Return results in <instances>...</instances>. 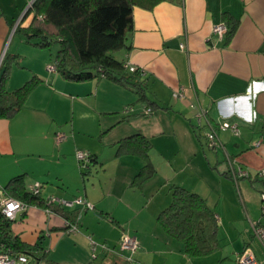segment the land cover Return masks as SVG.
I'll use <instances>...</instances> for the list:
<instances>
[{
  "label": "crops",
  "instance_id": "obj_1",
  "mask_svg": "<svg viewBox=\"0 0 264 264\" xmlns=\"http://www.w3.org/2000/svg\"><path fill=\"white\" fill-rule=\"evenodd\" d=\"M28 2L0 0V62L6 52L21 57L11 69L7 90L33 75L42 80L18 112L0 118V203L10 197L5 191L9 180L24 175L25 188L39 183L42 198L82 196L94 206L85 211L62 207L76 213L74 232L65 229L61 214L43 207L27 205L17 211L10 224L13 234L27 245L41 246L33 262L130 264L120 249L124 234L137 240L136 264H237L236 254L247 246L261 257L250 221L264 225V176L258 174L264 169V0H179L163 1L151 10L135 7L130 48L121 58L141 74L127 71V84L100 76L72 81L49 72L50 52L14 32L32 20L30 9L25 11ZM222 23L234 24L229 39L212 31ZM137 81L156 102L150 115L141 113L151 105L135 91ZM179 88L184 96L176 99L172 94ZM133 94L143 105L130 108L134 115H123ZM196 106L205 110L222 146L207 145L210 129L204 120L197 127ZM222 122L236 124L237 133L218 129ZM59 132L66 138L57 142ZM137 132L150 140L155 167L140 187L131 183L144 160L136 153H117L119 140ZM160 138L166 146L154 154ZM77 149L93 156L89 169L106 174L109 164L114 165L122 183L124 169L128 186H87ZM227 157L249 177L235 182ZM162 163L167 175L161 174L163 183L156 184ZM172 184L198 193L217 216L218 246L210 254L187 255L183 244L158 223ZM89 238L106 248L97 246L92 254Z\"/></svg>",
  "mask_w": 264,
  "mask_h": 264
},
{
  "label": "trees",
  "instance_id": "obj_2",
  "mask_svg": "<svg viewBox=\"0 0 264 264\" xmlns=\"http://www.w3.org/2000/svg\"><path fill=\"white\" fill-rule=\"evenodd\" d=\"M163 1L179 0H34L29 10L33 15L31 22L25 27L18 25L14 32L23 34L27 43L47 49L51 56L50 64L65 79L84 81L100 76L127 84V63L117 58L116 53L130 48L129 37L134 29L133 9L151 10ZM224 24L226 31L223 36L229 39L234 32V24ZM20 59V55L6 52L0 62V118L11 117L18 112L31 91L42 81L33 75L19 87L7 90L5 84L11 69L20 65ZM132 73L141 74L138 68ZM133 85L139 97L151 105L147 107L153 112L152 106L156 102L146 97L140 81ZM151 147L150 140L138 132L122 138L117 144V153H136L144 160L133 177L132 186H142L155 173L149 158ZM93 161L91 156V163ZM23 182L24 175L10 179L5 185L7 195L26 205L49 208L61 214L66 221L65 229L77 221L75 212L68 214L56 204L48 203L40 191L32 193ZM157 221L169 236L183 244L184 252L189 256L208 255L218 246L217 216L202 196L187 188L171 186L170 202L158 213ZM10 224L11 220L0 210V252H21L38 258L36 253L41 248L40 244H25L13 234Z\"/></svg>",
  "mask_w": 264,
  "mask_h": 264
},
{
  "label": "built area",
  "instance_id": "obj_3",
  "mask_svg": "<svg viewBox=\"0 0 264 264\" xmlns=\"http://www.w3.org/2000/svg\"><path fill=\"white\" fill-rule=\"evenodd\" d=\"M34 0H29L27 3V6L25 8V11L31 8L32 3ZM213 33L216 34L219 38H222L225 31H226V26L224 23L216 25L212 29ZM183 45H181L182 47ZM130 72H134L136 67L132 65L126 64ZM47 70L49 72H55V67L52 64L47 65ZM173 97L174 98H183L184 96V89L179 88L173 92ZM196 114H195V120H196V125L197 127H200L202 124V121L206 122V124L209 127V131L205 133V138H206V143L209 147H219L222 146L217 133H216V128H214L207 116L206 112L204 109H202L200 106H196ZM152 112V109L150 107H145L142 111V114L144 115H150ZM218 129H230L231 131L237 133V126L236 124H229L227 122H222L217 126ZM56 141L60 142L66 138L65 133L59 132L55 136ZM75 156L81 166H85L86 168L89 166L91 163V155L89 152L81 149H77L75 151ZM228 163H229V171H230V176L233 178V180L236 182L238 178L240 177H249V172L246 170H243L241 167H233L232 165V159L227 157ZM260 176H264V169H262L259 173ZM32 193H38L41 189V185L39 183H34L33 185L29 186L28 188ZM261 197V208L262 211H264V190L261 191L260 193ZM46 201L48 203L56 204L59 207H74V206H79L82 211L92 209L93 205L88 202L84 197L82 196H77L73 199H63V198H58L55 196H49L46 198ZM27 205L24 204L22 201L12 198V197H7L5 198L1 203H0V210L1 213L4 215L9 220H13L15 217V214L17 211L22 210L26 207ZM45 211L47 213H51L52 211L49 208H45ZM80 216H78V219ZM67 224V223H66ZM251 228H252V236L256 240V242L259 244L261 250H262V256L257 257L253 251V249L249 246L245 247L241 252L236 254V262L237 264H264V225L260 224L259 222L256 221H250ZM78 229V224L77 221L74 223L68 224L67 231L69 232H74ZM89 244L90 248L92 250V254H94L95 249L97 246H100L101 248H106L105 244H99L89 238ZM138 243L135 237L130 236L128 234H124L121 238L120 242V249L124 250L127 252L126 259L129 261L130 264H136L135 259L133 258V254L135 253L137 249ZM0 264H35L33 262V259L31 256L25 254V253H16L12 254L10 252H0Z\"/></svg>",
  "mask_w": 264,
  "mask_h": 264
},
{
  "label": "rangeland",
  "instance_id": "obj_4",
  "mask_svg": "<svg viewBox=\"0 0 264 264\" xmlns=\"http://www.w3.org/2000/svg\"><path fill=\"white\" fill-rule=\"evenodd\" d=\"M121 54L122 53H116V57L117 58H121ZM133 96H134V101H133V103L132 104H129V105H127L126 107H123V115H124V113H129V115L128 116H132V115H134L135 113L133 112V110L130 112V108H134V106H138V107H141L143 104L139 101V100H137V95H134L133 94ZM90 98V97H89ZM100 98V97H99ZM92 100V99H91ZM97 100H98V98H97ZM97 100H96V102H97ZM137 107V108H138ZM124 109H126V110H124ZM128 109V110H127ZM133 112V113H132ZM141 113H142V110H141ZM137 115V114H136ZM139 117H142V118H144L142 115H139ZM147 118V117H146ZM162 141H164L163 140V138H160L157 142H155V146H153V149H152V152L155 154V152H157V149L159 148V149H162V147L161 146H166V143L165 142H163L162 143ZM162 143V144H161ZM205 146H206V144H204ZM203 145V146H204ZM206 148H207V146H206ZM156 150V151H155ZM157 154V153H156ZM123 158H126V157H123ZM124 160V159H123ZM160 160V159H159ZM126 163V161H123V167H124V165H126L125 164ZM159 171H160V176H157V175H155V176H157V177H154L155 179V183L157 184H159V182L160 183H163V181H161V179L160 178H162L161 177V174L162 175H167V170H168V168L166 169V167H164L163 166V163H162V166H160L159 167ZM80 170H81V172H82V177H83V179L85 180V183H87V186L89 185V186H92V184H94V186H100L101 184H102V186H126L127 185V182H125V176H124V173H126V171L123 169V183L121 182V181H119L118 179H116V177H115V174H116V170H115V167H114V165H112V164H109V167H108V170L106 171V174H102L101 172H99V171H97V170H95L92 166H91V168L89 169V170H86V167L85 166H81V168H80ZM169 172V171H168ZM184 176V175H183ZM81 177V178H82ZM110 179H112V180H110ZM124 182H125V184H124ZM72 183V185L73 184H75L76 182L75 181H72L71 182ZM154 183V184H155ZM173 183V182H172ZM152 184V183H151ZM173 185V184H172ZM186 185H188V184H186ZM44 186H45V188L47 189V190H49L48 189V187H46V186H50V185H48L47 183H46V181H44ZM82 186V185H81ZM128 186V185H127ZM167 186H168V184H167ZM189 186V185H188ZM171 195V194H170Z\"/></svg>",
  "mask_w": 264,
  "mask_h": 264
}]
</instances>
